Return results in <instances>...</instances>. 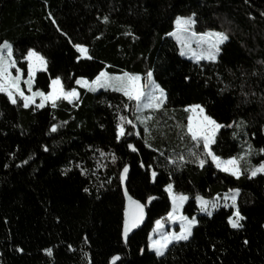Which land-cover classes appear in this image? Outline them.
Returning a JSON list of instances; mask_svg holds the SVG:
<instances>
[{"label":"trees","instance_id":"trees-1","mask_svg":"<svg viewBox=\"0 0 264 264\" xmlns=\"http://www.w3.org/2000/svg\"><path fill=\"white\" fill-rule=\"evenodd\" d=\"M192 13L195 32L217 29L229 36L216 61L183 58L168 35L177 16ZM4 40L24 77L27 49L45 57L35 90L47 92L59 76L79 97L25 108L0 93V264H110L114 255L115 264H264V175L242 171L236 178L217 169L187 134L184 111L199 104L222 125L211 145L216 155L237 157L251 144L249 157L264 161V0H0ZM75 44L85 45L92 59L78 60ZM103 70L142 78L152 70L167 99L147 131L135 121L134 101L122 93L76 85L77 78L93 79ZM121 116L125 135L118 141ZM192 152L205 159L203 167ZM125 165L129 194L142 203L154 197L147 222L127 245L119 179ZM169 183L189 197L183 213L198 223L187 241L158 257L147 248L148 236L170 210ZM229 189L240 190L236 205L245 219L239 229L228 224L232 208L208 216L195 202Z\"/></svg>","mask_w":264,"mask_h":264},{"label":"snow or ice","instance_id":"snow-or-ice-1","mask_svg":"<svg viewBox=\"0 0 264 264\" xmlns=\"http://www.w3.org/2000/svg\"><path fill=\"white\" fill-rule=\"evenodd\" d=\"M195 15V13H192L189 16H177L175 19V30L168 33V35L174 36L177 42L180 43L182 47V55L190 52L192 57L198 62L201 60L216 61L217 56L221 51L220 45L228 39V36L223 32L211 30L196 33L193 31V26L197 23ZM104 20L107 22L108 17L105 16ZM53 23H55L54 20ZM193 39L196 41L198 50H194L191 47ZM74 47L80 53V56L77 57L78 60L81 59V57L92 59L85 45L75 44ZM23 59L27 61V78L23 79V84L27 86V91L30 94H25V91L21 88L22 70L20 67H17V61L14 58L13 45L7 40L0 42V93L6 94L8 100L12 104H17L18 99H20L23 101V107L28 108L30 105L36 104V98L39 97V103L36 104V107L44 108L47 103H51L52 107H56L58 100L63 99L71 102L78 98L79 94L77 89L71 88L70 90H65L59 76L51 79L50 84L48 85L49 90L47 92L39 89L33 91L35 73L38 69L45 68L46 60L43 55L31 48L27 49V53L26 55H23ZM13 69L15 70V75H13ZM145 76L146 78H142L139 73L122 72L120 74H111L107 71H100L91 81L82 77L76 79L75 82L77 85H82L92 91H95L97 88H106L120 92L127 97L129 101L135 102L137 112H141L144 109L160 110L166 102V92L153 79L152 70H148ZM125 107H128V105H125ZM184 111L187 113V123L185 127L191 140L197 145L202 143L204 155L211 159L217 169L239 178L242 174L240 161L241 159H246L252 154V145L249 144L247 150L240 153L239 158L232 156L223 159L216 155L211 148V145L216 142L215 137L217 131L222 125L211 116L206 115L205 109L199 104L187 105L185 106ZM151 118L150 115L137 117L141 123H144ZM119 119L121 123H117L115 126L116 139L118 141L125 135V129L122 123L125 121V117L121 116ZM127 123L131 124L132 121L128 120ZM231 126L232 125H229V127ZM242 126L243 121L236 124L237 128H241ZM56 130L57 126L52 124L51 131L55 132ZM147 130L146 127L145 131ZM236 135L237 133L234 132L233 136ZM128 147L133 151H136L133 145L129 144ZM259 152H264V148H261ZM101 155H104V153L101 152ZM191 155L195 156V162H198L201 167L204 166L205 159L200 158L196 152H192ZM112 159L115 161L116 157L113 155ZM176 159L183 161L184 157L179 156ZM176 159L169 158V163H176ZM141 166L143 167V165ZM81 171L82 174H85L83 169ZM246 171L250 178L255 177L257 174L264 173V161H261L258 165H250ZM127 173L128 166L125 165L119 177L121 182L125 180ZM151 175L155 178L157 173L153 171ZM84 191L88 192V189L85 188ZM165 191L168 193L172 202L171 210L167 213V220L172 222L179 221V231H165L163 218L155 221V227L153 228L152 233L148 236L147 248L154 250L158 257L163 256L169 245L174 242L187 241L192 235V227L198 223L195 216L189 218L181 211L184 202L189 199L187 195L175 193L173 191V184L171 183L165 186ZM239 192V189H229L228 193L224 196L225 202L231 200L232 207L236 209L233 214L227 218L228 224L234 229L243 227L240 222L245 219L236 205ZM124 196L127 200V205L124 208L123 220V236L126 240L129 232L137 227V225L143 220L144 204L129 195L127 189L124 190ZM153 199L154 197H148L149 201ZM196 200L200 205L199 211L207 213L208 216H211L213 214L212 210L218 207V202L216 200H207L201 196H197ZM245 243H247V241H245ZM18 250L22 251V249ZM44 251L49 256L52 255L51 248L44 249ZM143 251L144 249H141V252ZM118 259L119 257L115 255L111 257L113 262Z\"/></svg>","mask_w":264,"mask_h":264},{"label":"rangeland","instance_id":"rangeland-1","mask_svg":"<svg viewBox=\"0 0 264 264\" xmlns=\"http://www.w3.org/2000/svg\"><path fill=\"white\" fill-rule=\"evenodd\" d=\"M189 16V15H188ZM176 19V18H175ZM175 19H174V28H173V30L171 31V32H173L174 30H175ZM193 31H194V29H193ZM207 31H210V30H207ZM211 31H218V32H223V33H225L226 35H227V33L225 32V31H221V30H217V29H211ZM206 32V31H205ZM197 33V32H196ZM228 36V35H227ZM175 42H176V44H177V46H178V50H179V54L183 57V58H185V59H188V60H191V61H193V62H198V61H196L193 57H192V55H191V53L190 52H188L187 54H181L182 53V47H181V45H180V43H178L177 42V40H176V38L174 37V36H170ZM228 39H229V36H228ZM227 39V40H228ZM226 40V41H227ZM225 41V42H226ZM224 42V43H225ZM223 43V44H224ZM221 46V45H220ZM191 47L194 49V50H198L197 49V44H196V41H195V39H193V41H192V44H191ZM218 57V56H217ZM201 61H208V60H201ZM27 62V61H26ZM200 62V61H199ZM18 67V66H17ZM45 68H46V65H45ZM44 68V69H45ZM44 69H43V71H44ZM41 69H38L37 71H40ZM36 71V72H37ZM103 71H105V70H103ZM12 72H13V75H15V70L13 69L12 70ZM122 73V72H121ZM22 74V73H21ZM111 74H120V73H111ZM27 78V75L24 77L23 75H22V82H21V88L25 91V94H30V93H28V91H27V86L26 85H24L23 84V79H26ZM79 78H82V77H79ZM79 78H77V79H79ZM146 78V77H145ZM85 79H87V78H85ZM94 79V78H93ZM93 79H88L89 81H91V80H93ZM77 85V84H76ZM78 87H82V88H84V89H86V90H88V91H91V92H97V91H99V90H106V88H97L95 91H92V90H90L89 88H86V87H83L82 85H77ZM111 90V89H110ZM33 91H35V89L33 88ZM39 103V97H37L36 98V104H38ZM36 104H34V105H36ZM46 105V104H45ZM155 110H148V109H144V110H142L141 112H137L136 111V105H135V102H134V118H135V121L137 122V123H139V124H141L142 126H144V129L146 128V124L148 123V121L149 120H147V121H145L144 123H141V121L140 120H138L137 119V117L138 116H141V117H143V116H148V115H150L151 117L153 116L152 114H153V112H154ZM247 150V149H246ZM238 158H239V156H237ZM259 163H254L253 162V160L250 158V157H247L246 159H241V161H240V167H241V169H242V171H244V172H246L247 174H248V172L246 171L249 167H250V165H258ZM214 166H215V164H214ZM216 167V166H215ZM220 170V169H219ZM260 174H262V175H264V173H260ZM258 175V174H257ZM248 176H249V174H248ZM173 191H174V189H173ZM175 192V191H174ZM176 193V192H175ZM226 193H228V192H225V193H221V194H219V195H216V196H214L213 198H204V199H207V200H216L217 202H218V207L217 208H215V209H213L212 210V212H214L215 210H217V209H219V208H221V207H225V208H232L233 209V212L236 210V209H234L233 207H232V202H231V200H229V201H227V202H225V200H224V196H225V194ZM177 194H181V193H177ZM167 195H168V193H167ZM185 195V194H184ZM197 197V196H196ZM196 197H195V202H196V205H197V209H198V213H200V214H204V215H207V213H205V212H201V211H199V207H200V205H199V203L197 202V200H196ZM202 197V196H201ZM168 198H169V200H170V210H171V207H172V202H171V199H170V197L168 196ZM187 201H185L184 202V205H185V203H186ZM184 205H183V207H184ZM169 210V211H170ZM181 211H182V213H183V208L181 209ZM184 214V213H183ZM233 214V213H232ZM190 218V217H189ZM163 222H164V229H165V231H179V221H176V222H172V221H168L167 220V215L163 218ZM196 225V224H195ZM194 225V226H195ZM193 226V227H194ZM155 227V224H154V226H153V228ZM192 227V228H193ZM153 230V229H152ZM152 230H151V232H150V234L152 233ZM150 251H152V252H154L155 253V251L154 250H152V249H149Z\"/></svg>","mask_w":264,"mask_h":264},{"label":"water","instance_id":"water-1","mask_svg":"<svg viewBox=\"0 0 264 264\" xmlns=\"http://www.w3.org/2000/svg\"><path fill=\"white\" fill-rule=\"evenodd\" d=\"M128 166V165H127ZM124 168V167H123ZM123 168L121 169L120 171V174L122 173L123 171ZM120 174H119V177H120ZM128 174H129V166H128V173L126 174V178L123 182H121L120 180V187H121V191H122V195H123V201H124V204H123V220H124V208L126 207L127 205V200H126V197L124 196V190L127 189V179H128ZM128 191V190H127ZM129 194V192H128ZM130 195V194H129ZM153 202V200L149 201L147 200L145 203H142L144 204V218L143 220L137 225V227L133 228L128 236H127V239L125 240L124 236H123V220H122V229H121V233H122V240H123V244L124 245H127V241L128 239L135 233L137 232L139 229H141L145 223L147 222V209L149 208V206L151 205V203ZM118 261V260H117ZM117 261L113 262L112 260L110 261V264H115Z\"/></svg>","mask_w":264,"mask_h":264},{"label":"crops","instance_id":"crops-1","mask_svg":"<svg viewBox=\"0 0 264 264\" xmlns=\"http://www.w3.org/2000/svg\"><path fill=\"white\" fill-rule=\"evenodd\" d=\"M41 70H43V69H41ZM105 71H106V70H105ZM78 97H79V95H78ZM76 100H78V98L72 100L71 102H74V101H76ZM67 101H68V100H67ZM68 102H70V101H68ZM71 102H70V103H71ZM32 105H34V104H32Z\"/></svg>","mask_w":264,"mask_h":264}]
</instances>
